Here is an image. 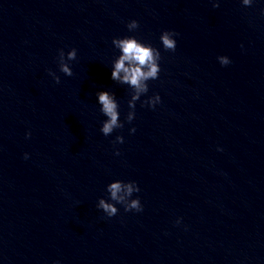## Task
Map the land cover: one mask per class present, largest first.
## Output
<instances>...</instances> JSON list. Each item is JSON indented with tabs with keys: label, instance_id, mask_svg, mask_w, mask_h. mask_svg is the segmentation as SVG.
<instances>
[{
	"label": "water",
	"instance_id": "water-1",
	"mask_svg": "<svg viewBox=\"0 0 264 264\" xmlns=\"http://www.w3.org/2000/svg\"><path fill=\"white\" fill-rule=\"evenodd\" d=\"M262 8L264 0H131L0 196V264H264ZM162 30L179 33L175 51L160 48ZM126 35L160 49L159 77L140 98L157 93L160 103L138 100L133 121L105 137L95 92L114 93L123 120L128 89L109 79V65L111 39ZM218 55L231 63L221 67ZM116 135L123 143L114 147ZM116 179L137 183L141 212L116 205L107 218L95 207Z\"/></svg>",
	"mask_w": 264,
	"mask_h": 264
},
{
	"label": "clouds",
	"instance_id": "clouds-1",
	"mask_svg": "<svg viewBox=\"0 0 264 264\" xmlns=\"http://www.w3.org/2000/svg\"><path fill=\"white\" fill-rule=\"evenodd\" d=\"M241 6L249 7L253 4V0H239ZM217 3L213 2L212 7L216 8ZM261 15H264V8L261 9ZM129 33L134 32L138 28L136 20H130L125 25ZM179 33L172 30H162L159 34L158 40L160 48L164 51L173 52L176 48ZM112 47L117 50V55L111 60L109 65L110 76L109 79L119 85H124L128 89L129 98L127 100L128 111L123 120L120 119L119 104L115 94L108 90H97L95 92V102L98 105L99 113L104 117L100 122L99 132L107 137L115 129H122L125 124H130L134 119L136 102L140 101V106L147 105L149 109L154 108L160 103V96L153 93L147 96L146 99L140 98L148 92V82L157 80L160 73L161 51L152 44L137 39L134 35H126L122 37H113L111 39ZM76 49L71 48L66 53L63 49L57 50V66L58 71L66 77L72 76V69L70 62L76 58ZM217 62L221 67L227 66L231 63L226 55H218ZM48 76L56 84L60 83V78L55 72L48 70ZM129 134L135 132V128L128 129ZM29 131L25 132V139L30 137ZM123 143V137L116 135L113 146ZM217 151H221L217 148ZM113 155H120L118 149L114 150ZM22 158L27 160L28 153H23ZM105 192L107 198H98L95 207L102 211L104 216L111 218L118 212L116 205L123 208L124 212L139 213L143 210L140 202V197L137 194L140 188L134 180H113L106 184ZM180 218L175 220V224H180ZM59 264V262H55Z\"/></svg>",
	"mask_w": 264,
	"mask_h": 264
}]
</instances>
